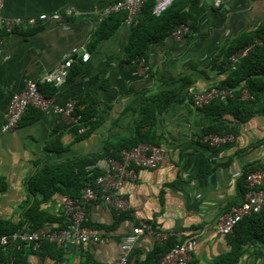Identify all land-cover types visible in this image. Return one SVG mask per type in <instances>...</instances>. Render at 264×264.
Instances as JSON below:
<instances>
[{
  "label": "crops",
  "instance_id": "obj_1",
  "mask_svg": "<svg viewBox=\"0 0 264 264\" xmlns=\"http://www.w3.org/2000/svg\"><path fill=\"white\" fill-rule=\"evenodd\" d=\"M118 1L6 0L4 19L39 18L68 8L75 12L62 22H40L9 35L0 24V35L5 37L0 48V128L11 98L23 92L29 81L53 70L65 54L81 47L88 50L89 61L82 63L80 56L76 57L67 83L55 88L48 98L60 108L72 99H94L99 124L79 138L54 111L30 109L15 130L3 133L0 223L23 222V229L29 228L25 215L42 199L32 191L31 181L44 167L56 168L104 153L108 145L135 136L143 116V98L172 92L157 112L155 127L159 145L167 147L166 158L156 169L140 170L136 181L124 185L122 193L130 209L116 226L114 211L104 203L89 209L90 225L104 241L79 249L48 247L39 253L27 245L25 256L28 264H113L122 254V238L148 222L179 242L195 240L198 249L194 257L209 264L229 250L226 238L216 232L219 219L243 201L245 174L264 167V114L258 112L240 125L233 116H224L220 126H238V134H231L235 141L210 147L199 142L209 117L204 109L194 107L192 98L225 79L217 68L219 62H214L237 37L264 23V0H228L219 9L211 0H201L202 11L189 35L177 41L169 33L150 44L146 77L139 75L137 62L127 56L133 27L124 12L119 14L122 21L117 29L105 35L118 17L103 23L109 17L103 13ZM255 40L264 45L261 38ZM88 105L82 104L81 109ZM68 182L72 185L69 176ZM61 189L63 192H55L41 203L45 224L36 231L67 227L64 203L72 197L64 194V185ZM155 244L154 237L145 235L138 239L134 251L144 257ZM10 249L0 253V264H12ZM239 264H264V244L255 241Z\"/></svg>",
  "mask_w": 264,
  "mask_h": 264
},
{
  "label": "built area",
  "instance_id": "obj_2",
  "mask_svg": "<svg viewBox=\"0 0 264 264\" xmlns=\"http://www.w3.org/2000/svg\"><path fill=\"white\" fill-rule=\"evenodd\" d=\"M155 4L152 13L156 17H161L177 0H154ZM215 9L228 0H211ZM6 0H0V24L6 34L14 31L26 30L37 26L40 22L49 21L62 22L71 17L75 10L68 8L63 12L53 15H41L39 18H15L4 19L2 11ZM150 0H120L104 11V16L124 12L126 21L131 27L139 23L143 9ZM189 24H181L173 28L170 35L177 41L184 39L190 34ZM5 44V37L0 35V48ZM263 42L255 40L246 47L240 49L230 57L232 69L250 54L254 53ZM80 56L82 63H87L90 54L85 47L76 48L64 55L62 61L51 71L44 73L38 80L29 81L23 92L11 98L4 122L0 128V137L3 133L15 130L21 123L24 116L30 109H36L43 113L51 110L60 116L66 125H76L82 120L80 114H76L78 105L77 99H72L63 107H54L53 99L48 98L42 92L43 86H53L59 88L67 83L71 69L76 63V57ZM139 75L146 77L150 67L146 59L137 62ZM233 90L212 87L198 91L193 95L192 102L195 108L202 109L211 104L216 99H226L232 96ZM250 98L248 91L243 92L242 99ZM84 128L81 129V132ZM235 137L231 134H208L203 135L199 142L210 147H219L231 144ZM167 155L165 145H151L141 143L131 149H124L120 152L119 158H104L93 166L90 170H98L99 176L95 179L93 186L81 189L79 195L68 198L64 203L65 215L68 219L66 228L50 230L46 232L30 231L25 228L19 232L9 235H0V253L10 247L21 248L23 244L29 245L34 253L42 250L44 243L54 244L57 248L66 249L73 246L77 249L89 244H99L104 241L101 233L90 227V207L98 202H102L117 213H124L130 209V202L122 193L123 187L128 182L136 181L140 170H152L161 165ZM245 194L243 201L233 206L229 212L224 214L217 223L216 232L220 236H228L234 233L236 226L245 218L260 213L264 210V167L257 171H250L245 177ZM150 235L155 238L159 245H165L170 238V234L157 231L148 222H142L133 229L132 234L122 238L121 256L113 264H129L131 253L135 249L138 239L142 236ZM198 249L195 240H189L182 245H176L167 252L158 264H190ZM42 264V263H41Z\"/></svg>",
  "mask_w": 264,
  "mask_h": 264
},
{
  "label": "trees",
  "instance_id": "obj_3",
  "mask_svg": "<svg viewBox=\"0 0 264 264\" xmlns=\"http://www.w3.org/2000/svg\"><path fill=\"white\" fill-rule=\"evenodd\" d=\"M200 1L201 0H177L161 17H156L152 13L155 1L150 0L143 9L138 25L132 29V37L127 48L128 58L135 62H138L140 59H146L150 44L156 40L162 39L169 34L173 28L181 24H189L191 29L196 24L197 16H199L202 11V8L199 7ZM121 13L112 14L103 22L105 23L109 20L111 23L118 17L117 22L109 28L105 35L113 32L120 25L122 19L119 14ZM100 33L103 36V26L101 27ZM256 37L264 40V23L257 30L243 33L237 37L234 43L225 49L223 55L215 60L214 65L219 62L217 68L226 76L216 87L233 90V94L226 99H216L211 104L202 108L209 117V125L204 130L203 135L216 133L222 135L233 134L236 136L238 134V126L229 127L219 125L224 116H233L237 121V125H240L248 122L258 112L264 114V45L258 46L255 52L242 60L235 69H232V64L230 62L231 55L252 43ZM245 90L250 94V98L247 100L242 99ZM42 92L45 96L51 97L55 92V87L44 86ZM171 94L172 92H164L154 97L143 98V116L138 123L135 136L108 145L104 153L68 162L56 168L50 166L44 167L31 181L32 191L35 194H40L42 199L35 201L34 205L25 215L30 225L29 230L32 232L39 230V228L45 224V219L42 217L43 214L40 213V205L55 192H63L61 189L62 185L66 188L64 194L72 198L77 197L84 187L93 186L100 172L98 170H86V167L93 166L97 161L104 158H119L122 150L131 149L141 143L159 145L155 132L157 112L166 101H168L169 95ZM84 103H88L89 105L82 110L81 106ZM95 104V100L91 98L78 101L76 114H80L82 120L79 124L68 125L70 130H72L77 137L85 138L90 130L98 126V111ZM82 128H84L83 132H81ZM144 128H147L146 131H144ZM59 149L61 148L59 147ZM74 171L78 172L74 173ZM246 175L247 174H245L244 179ZM68 176L71 179L72 185L68 184ZM114 214L116 217L114 225L116 226L126 212L120 214L114 212ZM24 225L23 222L18 225L0 223V235L12 234L23 229L25 227ZM90 227L95 228L92 224ZM225 238L229 250L217 256L209 264H239L241 259L249 252V248L255 241H260L264 244V210L242 220L236 226L234 233L225 236ZM184 243L185 242H179L175 240L173 236H170L165 245L155 244L154 248L145 254L144 257L140 251H133L129 258V264H158L161 257L173 247ZM48 247L55 248L56 246L46 242L42 250ZM10 248V260L12 264H28L25 256L26 244H23L20 249L15 246ZM190 264L201 263L198 259L193 257Z\"/></svg>",
  "mask_w": 264,
  "mask_h": 264
}]
</instances>
